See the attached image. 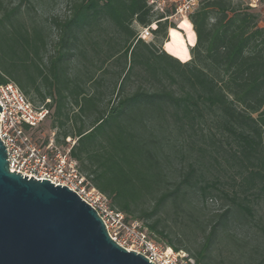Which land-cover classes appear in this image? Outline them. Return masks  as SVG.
<instances>
[{"label":"trees","instance_id":"trees-1","mask_svg":"<svg viewBox=\"0 0 264 264\" xmlns=\"http://www.w3.org/2000/svg\"><path fill=\"white\" fill-rule=\"evenodd\" d=\"M36 2L0 0V85L15 84L35 108L49 110L51 127L62 130L55 143L72 137L80 172L156 243L192 264H225L220 243L240 255L232 219L252 221L264 199L259 13L242 0H198L182 34L149 0H68L65 13L50 18ZM152 24L153 39L138 38ZM173 33L187 47L195 35L186 62L163 50ZM102 87L117 93L116 102L103 104ZM185 150L193 160L184 170ZM209 168L237 188L222 192L230 206L201 218L188 196L204 203L211 188L219 191L203 179Z\"/></svg>","mask_w":264,"mask_h":264},{"label":"water","instance_id":"water-1","mask_svg":"<svg viewBox=\"0 0 264 264\" xmlns=\"http://www.w3.org/2000/svg\"><path fill=\"white\" fill-rule=\"evenodd\" d=\"M6 159L0 140V264H152L112 241L76 193L10 172Z\"/></svg>","mask_w":264,"mask_h":264},{"label":"built area","instance_id":"built-area-1","mask_svg":"<svg viewBox=\"0 0 264 264\" xmlns=\"http://www.w3.org/2000/svg\"><path fill=\"white\" fill-rule=\"evenodd\" d=\"M258 1V0H256ZM198 0H180L175 4L174 16L188 18ZM154 12H163L165 0H149ZM253 8V5H249ZM154 24L140 30L138 38L152 36ZM0 140L6 149L8 169L23 177L47 180L54 186H65L102 220L108 236L126 251L144 256L152 264H192L187 254L175 251L163 243H156L146 228L137 220H128L125 214L111 208L107 197L99 192L83 175L70 151L75 143L65 139V146L55 143L54 133L46 143L33 138L35 132L49 117V110L35 108L13 83L0 85Z\"/></svg>","mask_w":264,"mask_h":264},{"label":"rangeland","instance_id":"rangeland-1","mask_svg":"<svg viewBox=\"0 0 264 264\" xmlns=\"http://www.w3.org/2000/svg\"><path fill=\"white\" fill-rule=\"evenodd\" d=\"M12 3H16L17 0H9ZM68 0H37V8L40 14H42L43 18H50L52 16H62L65 13V4ZM180 0H165V5L163 8V12L165 15H167V19L169 24L174 25V28L184 34L183 30L180 27V24L184 21H187L186 18H183L181 16H174V7L175 4ZM247 5H253V8L256 12L259 13L260 17V25L264 26V0H242ZM160 13L159 11H157ZM135 26V25H134ZM155 27V25H154ZM171 38L173 40L172 43H165L163 46L165 50L174 56L176 58L184 60L187 58V52L189 47L185 45V42L183 40L182 35H176L173 33L171 35ZM153 39L152 36H149L145 39L146 42H150ZM109 73L105 74L103 78H105V86H109V82L112 81V76L110 73L116 70L114 66H110ZM131 84L127 85V90L130 91L132 89ZM102 94H103V104L105 105L108 100H111L112 102H116L118 96L117 93L114 91V93H111V87L107 90H105L104 87H102ZM28 99V98H27ZM29 100V99H28ZM48 102V100L46 101ZM32 105L35 106V104L32 103ZM38 103H36V106ZM52 115H50L46 121L35 131L33 132V138L38 143H45L51 133H54V139L59 135L61 129L52 128ZM72 141H75L72 137L70 138ZM61 140V138L59 139ZM59 146H65L62 143L58 144ZM184 160H182L181 167L186 169L187 163L191 162L193 160L192 156L187 157L186 150L184 152ZM203 170V169H201ZM205 171V170H204ZM204 175V181H207L209 183H214L217 189L211 188V192L213 193V196L206 199V201L203 203L201 199L198 197L196 193L189 194V198L194 202L195 206L200 210L199 215H201V218H207L213 213H219L228 206H230V203L228 199L224 197L222 192H229V195L231 196L232 190H235L237 188V182H233L231 180L230 175L227 173L222 172V170L218 169H211L209 168L208 171H205L203 173ZM255 214L252 221L248 223L242 222L241 219L237 217V215L232 219V223L230 224V232L235 236V239L237 242L242 246L241 253H237L236 251L233 252V248L228 249L225 247L223 243H220L217 248L220 251V256L218 259L224 258L226 255L228 257V260L232 261L233 264H256L259 262L261 257L264 254V239L262 235V230L264 229V199H260L258 201V204L254 206ZM175 229V228H174ZM223 256V257H222ZM224 258L225 264L228 262Z\"/></svg>","mask_w":264,"mask_h":264},{"label":"crops","instance_id":"crops-1","mask_svg":"<svg viewBox=\"0 0 264 264\" xmlns=\"http://www.w3.org/2000/svg\"><path fill=\"white\" fill-rule=\"evenodd\" d=\"M187 21H188V20H187ZM188 22H189V21H188ZM189 23H190V22H189ZM191 27H192V26H191ZM168 37H169V31H168ZM194 43H195V35L193 34V43H192L189 47L193 46ZM163 50H164L166 53H168L169 55H171V56H173L174 58H176V56H174L173 54L167 52V51L165 50L164 46H163ZM176 59H178V58H176ZM189 59H190V55H189V51H188V52H187V58H186V59H184V60L178 59V60L181 61V62H186V61H188Z\"/></svg>","mask_w":264,"mask_h":264}]
</instances>
